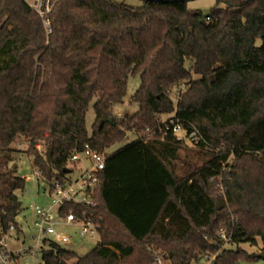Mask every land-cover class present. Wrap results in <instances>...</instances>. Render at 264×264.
I'll return each instance as SVG.
<instances>
[{
  "label": "trees",
  "instance_id": "1",
  "mask_svg": "<svg viewBox=\"0 0 264 264\" xmlns=\"http://www.w3.org/2000/svg\"><path fill=\"white\" fill-rule=\"evenodd\" d=\"M215 2L203 15L187 3L59 0L48 30L23 0H0V153L25 139L47 181H63L68 156L85 144L105 156L96 205L64 208L98 226V245L82 257L51 246L44 264H151L153 251L170 264L205 252L213 264L263 260L239 245L259 240L264 253V0ZM137 75L138 110L112 122ZM171 120L195 133L196 149L168 129ZM127 132L138 138L107 153ZM0 180V227L20 232L25 181L12 172Z\"/></svg>",
  "mask_w": 264,
  "mask_h": 264
},
{
  "label": "built area",
  "instance_id": "2",
  "mask_svg": "<svg viewBox=\"0 0 264 264\" xmlns=\"http://www.w3.org/2000/svg\"><path fill=\"white\" fill-rule=\"evenodd\" d=\"M23 1L40 16L44 26L48 29V15L54 4L59 0ZM168 129L172 131L178 140L182 139L178 135L183 133L184 138L189 140L192 144L195 145L197 142L195 133L187 135L178 121L171 120ZM104 168L105 156L93 151L88 144H85L81 150H74L68 156L66 169H69L70 173L65 175L63 181L44 180L41 174L37 170H34L35 181L37 183L42 182L46 184L45 196L49 199V202L45 205H30V209L33 211L34 215L33 225L37 230V234L31 238L36 240L34 248H36L37 251L34 248L9 250L6 244L7 240L11 239L17 246L21 243L19 235L22 234V225L20 232L13 226H10L8 231L3 233L0 227V264H28V262L25 261L28 257L31 256L37 259L40 256L41 259V250L49 249L51 246H57L70 251L68 247L75 245V240L73 236L62 232V229L70 227H79L80 235L88 237L91 241L99 238V243L98 226L84 215L82 219L78 218L75 209H71L68 213H64V208L67 205L94 207L96 205L94 195L100 185L99 175ZM74 171L77 174L76 177H72ZM22 179L26 181L25 178ZM12 234H15L13 239L11 238ZM217 236L223 241L224 247L226 248V245L229 244V237L227 236L226 230L220 228ZM40 244L41 246L39 247ZM153 252L155 259L151 264H170L158 251ZM215 259L216 255L205 252L196 260L192 261L191 264H213ZM41 264H44L42 259Z\"/></svg>",
  "mask_w": 264,
  "mask_h": 264
},
{
  "label": "rangeland",
  "instance_id": "3",
  "mask_svg": "<svg viewBox=\"0 0 264 264\" xmlns=\"http://www.w3.org/2000/svg\"><path fill=\"white\" fill-rule=\"evenodd\" d=\"M116 4H124L129 7H139L141 6V2L139 0H113ZM216 2L215 0H196L187 3V8L190 10H200L203 15H206L211 8L215 6ZM257 45H259V42H257ZM188 65V64H187ZM140 85V77L132 76L129 77L128 83H127V89H126V96L123 99V102L121 104L114 105L112 109V118L110 119L112 122L115 120L119 121L125 116H132L137 110L138 105L135 103H132L130 101L131 96L135 93V91L139 88ZM173 101L175 102L176 96H172ZM94 100L90 103L88 110L86 112V129L88 133H91V126L93 122L95 121V114L92 108ZM161 122H165L169 115H161L158 117ZM183 142V144L188 149H196V146L192 144L189 140L184 138V134L180 133L178 135ZM138 138L137 135H135L133 132H127L126 138L124 141L115 144L111 149L107 151V153L114 152L118 149H121L125 147L126 145L130 144L131 142L135 141ZM10 149L12 150L9 155L0 153V173H7L12 172L13 176H19L21 178H25V187L23 191H17L16 194L21 202L22 211L18 215V222L20 225H22V234L19 235V238L21 239V243L17 246L15 245L11 239L7 240L6 244L9 250H15V249H21V248H34L36 245V240L32 239L31 237L37 234V230L33 225L34 222V215L33 211L30 209V205H45L49 202V199L45 196L46 191V184L44 183H37L35 181L34 177V171L31 167L32 160L27 155V149H28V142L23 138H18L11 146ZM37 152H40L44 154L46 151V147L43 143H40L36 147ZM46 154V153H45ZM261 161H264V158L260 157ZM232 163V158L228 161V166ZM176 167L181 172L183 168V163L178 161L176 163ZM227 170V165L225 167ZM178 172V173H180ZM76 172L74 171L72 173V177H76ZM2 182L0 180V191L2 188ZM217 194L218 197L221 198V193H224V186L220 181V178L217 182ZM223 200H226L225 195H223ZM220 207V205H219ZM221 209V207H220ZM62 232L73 236V239L75 240V245L68 247V250L71 252H74L78 256L82 257L89 253L91 250L94 249L96 244L98 243V239L91 241L88 237H83L79 233V227H70L66 229H62ZM15 237V234H12L11 238L13 239ZM41 244L39 245V247ZM226 248L234 249V245H226ZM239 248L246 251L248 254H261V243L259 240H257L256 246H251L248 243H243L239 245ZM36 251L37 249L34 248ZM263 260L258 261H252L244 264H264V258ZM25 261L28 262V264H41L40 256L35 259L34 257H28Z\"/></svg>",
  "mask_w": 264,
  "mask_h": 264
},
{
  "label": "water",
  "instance_id": "4",
  "mask_svg": "<svg viewBox=\"0 0 264 264\" xmlns=\"http://www.w3.org/2000/svg\"><path fill=\"white\" fill-rule=\"evenodd\" d=\"M143 3H160V4H174V3H189L192 1L196 0H139ZM263 20H264V15H263ZM100 126L102 125V121H100ZM51 156V149L49 148L45 154L46 160L49 162ZM65 174H69L70 170L69 169H64ZM259 258H264V253H261L258 255Z\"/></svg>",
  "mask_w": 264,
  "mask_h": 264
},
{
  "label": "crops",
  "instance_id": "5",
  "mask_svg": "<svg viewBox=\"0 0 264 264\" xmlns=\"http://www.w3.org/2000/svg\"><path fill=\"white\" fill-rule=\"evenodd\" d=\"M17 220H18V217H17Z\"/></svg>",
  "mask_w": 264,
  "mask_h": 264
}]
</instances>
